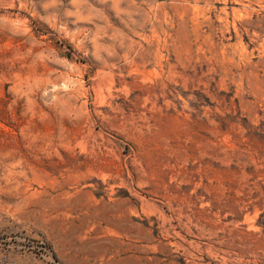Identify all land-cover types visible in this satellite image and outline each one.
Returning a JSON list of instances; mask_svg holds the SVG:
<instances>
[{"label":"rangeland","instance_id":"obj_1","mask_svg":"<svg viewBox=\"0 0 264 264\" xmlns=\"http://www.w3.org/2000/svg\"><path fill=\"white\" fill-rule=\"evenodd\" d=\"M0 264H264V0H0Z\"/></svg>","mask_w":264,"mask_h":264}]
</instances>
